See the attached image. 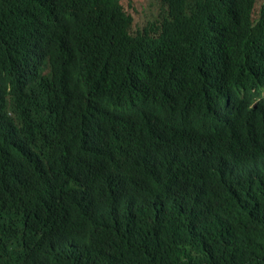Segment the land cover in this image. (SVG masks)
Wrapping results in <instances>:
<instances>
[{
  "label": "trees",
  "instance_id": "trees-1",
  "mask_svg": "<svg viewBox=\"0 0 264 264\" xmlns=\"http://www.w3.org/2000/svg\"><path fill=\"white\" fill-rule=\"evenodd\" d=\"M158 1L0 0V264H264V0Z\"/></svg>",
  "mask_w": 264,
  "mask_h": 264
},
{
  "label": "clouds",
  "instance_id": "clouds-1",
  "mask_svg": "<svg viewBox=\"0 0 264 264\" xmlns=\"http://www.w3.org/2000/svg\"><path fill=\"white\" fill-rule=\"evenodd\" d=\"M156 1L158 3V7L152 19H150L152 21L163 9L161 5L159 4V1L158 0ZM256 95L259 101L264 100V91H261L260 93H257ZM107 113L115 114L114 111L111 109L103 111V112H99V111H96L94 113L91 112L89 116L85 119V121L83 122L82 132L79 138V142H80L82 149H84V151L89 150L94 146V143H95L94 135L95 134L97 133L99 134L102 128L107 127L111 123L115 122V120H113L110 116H108ZM54 117H57V115H54ZM52 124L55 128L56 134L59 135L64 129L62 122L52 121Z\"/></svg>",
  "mask_w": 264,
  "mask_h": 264
},
{
  "label": "rangeland",
  "instance_id": "rangeland-1",
  "mask_svg": "<svg viewBox=\"0 0 264 264\" xmlns=\"http://www.w3.org/2000/svg\"><path fill=\"white\" fill-rule=\"evenodd\" d=\"M124 10L132 17V27L136 30L152 19L158 3L156 0H121Z\"/></svg>",
  "mask_w": 264,
  "mask_h": 264
}]
</instances>
